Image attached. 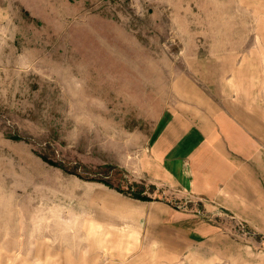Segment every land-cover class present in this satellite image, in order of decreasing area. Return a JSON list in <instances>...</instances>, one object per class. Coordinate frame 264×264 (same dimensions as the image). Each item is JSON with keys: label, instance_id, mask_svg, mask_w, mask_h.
Returning a JSON list of instances; mask_svg holds the SVG:
<instances>
[{"label": "rangeland", "instance_id": "obj_1", "mask_svg": "<svg viewBox=\"0 0 264 264\" xmlns=\"http://www.w3.org/2000/svg\"><path fill=\"white\" fill-rule=\"evenodd\" d=\"M234 77L264 95V0H0V264H243L134 211L226 228L152 179L150 137L169 109L223 106Z\"/></svg>", "mask_w": 264, "mask_h": 264}, {"label": "crops", "instance_id": "obj_2", "mask_svg": "<svg viewBox=\"0 0 264 264\" xmlns=\"http://www.w3.org/2000/svg\"><path fill=\"white\" fill-rule=\"evenodd\" d=\"M228 87L220 108L207 103L197 111H165L150 137L152 179L209 200L208 214L216 218L226 214V228L216 220L208 223L204 217L210 216L200 211L201 216H193L164 204L144 203L134 211L141 215L157 211L162 224L158 231H178L192 252L199 253L198 246L203 245L213 259L227 255L234 261L237 251L246 257L243 264H264V250L257 254L252 246L233 240L235 225L239 230L244 225L261 237L244 241L264 249V95L254 96L245 85L236 90L235 77Z\"/></svg>", "mask_w": 264, "mask_h": 264}, {"label": "trees", "instance_id": "obj_3", "mask_svg": "<svg viewBox=\"0 0 264 264\" xmlns=\"http://www.w3.org/2000/svg\"><path fill=\"white\" fill-rule=\"evenodd\" d=\"M134 197H135L136 199H139V200H142V201H148V200H149L148 197H146V196H142L141 194H135Z\"/></svg>", "mask_w": 264, "mask_h": 264}, {"label": "built area", "instance_id": "obj_4", "mask_svg": "<svg viewBox=\"0 0 264 264\" xmlns=\"http://www.w3.org/2000/svg\"><path fill=\"white\" fill-rule=\"evenodd\" d=\"M244 229V228H243Z\"/></svg>", "mask_w": 264, "mask_h": 264}]
</instances>
